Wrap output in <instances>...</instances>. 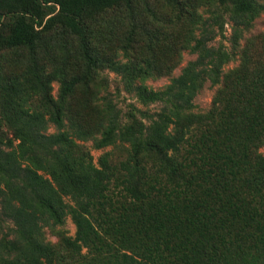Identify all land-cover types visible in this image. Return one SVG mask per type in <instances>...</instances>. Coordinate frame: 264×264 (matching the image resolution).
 <instances>
[{"label":"trees","instance_id":"1","mask_svg":"<svg viewBox=\"0 0 264 264\" xmlns=\"http://www.w3.org/2000/svg\"><path fill=\"white\" fill-rule=\"evenodd\" d=\"M142 1L0 0V61L19 54L12 72L0 62V264H264V66L254 39L238 43L264 2L166 0L174 13L163 22L145 6L162 24L153 26ZM223 6L231 51L209 45ZM182 50L195 59L149 89ZM236 50L238 65L224 73ZM104 70L155 112L123 122ZM207 81L218 86L212 108L194 112ZM117 145L127 157L116 168L109 153L94 162L91 149ZM67 217L74 236L62 230Z\"/></svg>","mask_w":264,"mask_h":264},{"label":"rangeland","instance_id":"2","mask_svg":"<svg viewBox=\"0 0 264 264\" xmlns=\"http://www.w3.org/2000/svg\"><path fill=\"white\" fill-rule=\"evenodd\" d=\"M259 2H264V0H258ZM166 0H144L139 3L138 5V11L141 13L146 10V7L149 8L150 11L155 13V17L160 22H163L167 20L169 17H171L174 13V10L169 8L166 5ZM146 6V7H145ZM209 8L207 6H202L199 9V12L201 13L203 19L210 18ZM222 19L225 21V25L223 26L222 32L218 33V30L216 32V29L213 27L214 33L211 35L214 37L211 42H209V45L214 47L224 46V48L227 51H231V24L227 22V11L225 10V6L222 7ZM220 10V11H222ZM143 15L147 20V23H150L153 26H159L162 25L159 21H153V17L150 16L148 13L143 12ZM124 17V16H123ZM124 26L121 29L120 33L124 32L128 28V20L123 19ZM218 29V28H217ZM199 31L197 32L198 35ZM251 39H254V41H251ZM245 41H251L252 43V56L254 59V63L260 66H264V14H261L258 18L254 20V22L250 25L248 29H245L242 33V38L238 41L240 46H243ZM237 51L234 52L232 60L226 64L223 67V72L226 73L227 71L231 70L232 68L236 67L239 62V55L237 54ZM15 54V55H14ZM5 57L0 61L1 65L3 66L4 73H9L17 69L16 64H18V56L16 53L7 52ZM195 59V55L190 53V50H182L181 51V60L177 64V66L173 69L170 75L158 78V79H148L145 81V85L152 90H161L163 89L169 82L171 78L177 77L182 68L189 62ZM103 76L108 79V88H107V95L108 97L113 100L114 104L117 105V108L119 109L122 117V121H127V115L130 111H133L137 118H141V115L137 112V110H140L142 112H147L148 114H153L157 108L156 105H149V106H143L138 102V100L132 95L125 92L123 89L122 83L120 81V77L117 75L104 70ZM58 90V84H53V96L55 97ZM218 90V86H211L210 82L207 81L203 88L197 93V95L193 99V111L197 113L207 114L211 108H212V102L213 98L216 94V91ZM136 109V110H135ZM146 121V120H145ZM55 129L53 127H49L47 130V133H53ZM5 134L9 133L6 132ZM199 137V130L194 129L193 132L190 134L188 138V142H190L189 146L186 147V151L184 153V157L188 156V159L193 157V150H192V144L196 141H198ZM88 147L91 146V142L84 143ZM103 153H109V161L110 165L116 168L122 161L126 160L127 153L126 149L123 146L117 145V146H110L103 150H92L91 154L94 158V162H97V159L100 155ZM259 153H261L264 156V143L259 148ZM116 176H118L117 170L114 172ZM109 195L110 197H113L114 201L116 200V203L113 204L114 209L118 211L119 204L123 202L124 200L118 197V189H115L114 184H111L109 187ZM117 196V197H116ZM117 211H113L114 215L117 213ZM62 230H64L68 236H74L75 234V227L72 223L70 217H67L65 219V223L62 227ZM44 232V240L45 242L49 244H55L57 242V239L55 237V234L53 230H51L48 227H45L43 229ZM86 250L82 252V255L86 254Z\"/></svg>","mask_w":264,"mask_h":264}]
</instances>
